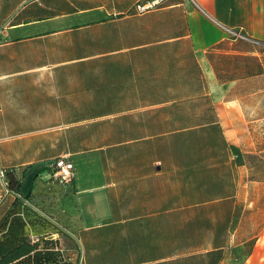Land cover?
Instances as JSON below:
<instances>
[{
  "label": "crops",
  "instance_id": "1",
  "mask_svg": "<svg viewBox=\"0 0 264 264\" xmlns=\"http://www.w3.org/2000/svg\"><path fill=\"white\" fill-rule=\"evenodd\" d=\"M263 43L264 0H0V220L27 203L12 172L66 155L69 188L35 180L53 226L33 242L77 264H264L240 137L264 125ZM183 138L219 148L156 151Z\"/></svg>",
  "mask_w": 264,
  "mask_h": 264
},
{
  "label": "trees",
  "instance_id": "2",
  "mask_svg": "<svg viewBox=\"0 0 264 264\" xmlns=\"http://www.w3.org/2000/svg\"><path fill=\"white\" fill-rule=\"evenodd\" d=\"M48 169L50 168L48 167ZM22 179L19 174L12 172L7 180L10 189L16 193H21ZM24 199L40 208L39 210L33 205L35 209H38L39 213L45 212L52 215L43 206L40 191H32ZM24 203L25 201L22 198L16 197L0 220V264H73L66 260L58 249V240L44 239L43 241L33 242L29 238L27 235L28 227L32 225L23 219L18 211V206L24 205ZM32 213L36 214L35 212ZM36 216L46 226L48 224L53 226V223L48 221L44 215L37 214ZM54 229L63 232L57 226Z\"/></svg>",
  "mask_w": 264,
  "mask_h": 264
},
{
  "label": "rangeland",
  "instance_id": "3",
  "mask_svg": "<svg viewBox=\"0 0 264 264\" xmlns=\"http://www.w3.org/2000/svg\"><path fill=\"white\" fill-rule=\"evenodd\" d=\"M263 84V81L261 82ZM250 102L251 105L254 106L255 112L251 114V118H258L262 114H264V95H259L257 97H249L247 98ZM264 123L263 122H258ZM215 132V131H214ZM213 132V133H214ZM213 135L212 132H206V134H202L203 136L207 135L209 136ZM240 136L242 140L247 141L246 145H243L244 150H251L253 151V154L251 156L249 154H246L245 160H247L251 163L252 166V175L251 178L255 179L261 183L262 185L264 184V125L258 126V127H253V128H247ZM201 137V135H200ZM219 145H216L214 141L212 140H203V143L200 141L199 143H186V139L183 138L178 139V141H172L171 143H163L159 145H155L156 151H159L160 153H167V152H175V151H204V152H212L217 150ZM78 164V169L79 168H86L82 165ZM43 174H47V176L51 177V173L48 168L45 169ZM260 184V185H261ZM34 205V204H33ZM36 206V205H34ZM36 208H38L36 206ZM40 210V208H38ZM38 209H35L28 203H24V205H19L18 206V211L19 215L25 220L31 224L32 228L29 226L28 227V236L31 240L34 239V237L39 236L40 238L42 233L47 231V226L36 216L37 214H42L39 213ZM32 212H35L36 214H33ZM53 229V228H52ZM260 230V226H258V231ZM32 231L36 233L33 235ZM75 252V247L72 246V250L69 255L66 254V256L62 253L64 258L68 260L71 263H77V259L73 258V254ZM67 253V252H66ZM76 260V261H75Z\"/></svg>",
  "mask_w": 264,
  "mask_h": 264
},
{
  "label": "built area",
  "instance_id": "4",
  "mask_svg": "<svg viewBox=\"0 0 264 264\" xmlns=\"http://www.w3.org/2000/svg\"><path fill=\"white\" fill-rule=\"evenodd\" d=\"M155 4V1H153L149 5H140L138 8L140 11H143L147 6L153 7ZM48 167L50 168L51 177L53 179L67 187L72 185L76 176V167L74 162L68 156H61L49 161ZM0 177L3 180L5 179V173L2 170L0 171Z\"/></svg>",
  "mask_w": 264,
  "mask_h": 264
},
{
  "label": "water",
  "instance_id": "5",
  "mask_svg": "<svg viewBox=\"0 0 264 264\" xmlns=\"http://www.w3.org/2000/svg\"><path fill=\"white\" fill-rule=\"evenodd\" d=\"M48 165L49 162L47 161L35 163L25 171L24 179L21 186L20 196L25 197L33 191L36 178L40 177L43 174V172L48 167ZM26 202L29 203L31 206H33L29 201L26 200ZM51 219L54 220V217L52 216Z\"/></svg>",
  "mask_w": 264,
  "mask_h": 264
}]
</instances>
